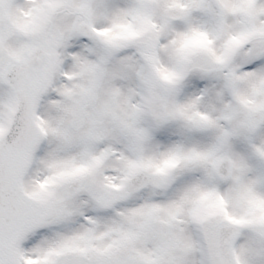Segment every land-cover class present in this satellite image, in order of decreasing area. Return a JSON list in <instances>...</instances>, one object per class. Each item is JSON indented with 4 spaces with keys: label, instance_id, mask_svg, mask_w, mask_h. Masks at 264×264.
I'll use <instances>...</instances> for the list:
<instances>
[{
    "label": "snow or ice",
    "instance_id": "1",
    "mask_svg": "<svg viewBox=\"0 0 264 264\" xmlns=\"http://www.w3.org/2000/svg\"><path fill=\"white\" fill-rule=\"evenodd\" d=\"M0 264H264V0H0Z\"/></svg>",
    "mask_w": 264,
    "mask_h": 264
}]
</instances>
